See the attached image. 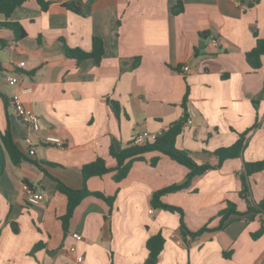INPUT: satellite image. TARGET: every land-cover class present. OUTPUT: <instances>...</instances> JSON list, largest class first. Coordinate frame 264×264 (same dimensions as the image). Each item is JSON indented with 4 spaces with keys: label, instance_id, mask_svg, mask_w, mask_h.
I'll use <instances>...</instances> for the list:
<instances>
[{
    "label": "crops",
    "instance_id": "1",
    "mask_svg": "<svg viewBox=\"0 0 264 264\" xmlns=\"http://www.w3.org/2000/svg\"><path fill=\"white\" fill-rule=\"evenodd\" d=\"M45 1V10L26 0L8 18L0 15L25 32L18 38L0 28L7 41L0 48V93L7 99L5 104L0 95V135L9 128L25 155L19 164L6 156L0 176V264H143L146 240L157 232L164 237L157 264H264L262 213H246L240 195L245 162L264 160V55L257 69L246 61L256 37L264 38V0H79L81 12L64 5L76 0ZM93 37L104 44L98 63H77L64 54V46L89 50ZM8 74H18L16 85L7 84ZM25 87L31 91L22 100L39 121L32 132L10 102ZM187 109L196 116L181 127L175 146L198 164L218 163L214 151L245 135L238 157L159 197L182 209L188 229L208 231L182 237L180 215L152 202L154 192L180 183L188 172L158 151L134 160L120 181L113 180L115 171L89 177L86 188L113 197L112 206L88 195L63 227L67 199L58 182L81 189L84 164L100 157L114 167L111 147L133 145L140 131L162 132ZM28 134L33 155L23 140ZM46 136L59 137L62 146L43 143ZM247 180L250 199L258 202L264 168ZM23 183L44 198L27 202ZM227 201L240 214L216 229Z\"/></svg>",
    "mask_w": 264,
    "mask_h": 264
},
{
    "label": "trees",
    "instance_id": "2",
    "mask_svg": "<svg viewBox=\"0 0 264 264\" xmlns=\"http://www.w3.org/2000/svg\"><path fill=\"white\" fill-rule=\"evenodd\" d=\"M26 0H0V15L8 18L13 10L22 5ZM257 0H249L247 2L248 5H252ZM42 10H45L48 6V2L45 0H36ZM65 7L75 12H81L80 9V1H70L66 2ZM180 11V3L178 2L173 7V12L177 13ZM0 28H8L12 29L18 38L25 35L22 27L13 21H0ZM7 46V41L3 38H0V48ZM64 54L74 59L77 63L81 62L84 59L92 58L96 63L100 61L102 55L104 54V44L102 39L99 37H93L91 42V48L89 50L82 49L80 47H63ZM264 55V38L256 37L254 46L246 52V61L250 65L252 69H257L261 65V57ZM1 96L3 94L0 93ZM4 103H7V99L3 96ZM115 104H112V108H114ZM185 118L182 117L177 122L173 123L166 130H163L161 134L153 141L146 143L145 145H130L120 151L114 150L113 147L110 148V155L115 159L116 165L114 167L106 166L104 159L97 157L95 160L84 164L81 167V174L84 181V186L81 189H72L67 187L61 182L57 183V190L63 193L66 196V211L61 216V221L63 227H65L71 218L75 207L80 203V201L88 196L93 195L98 197L104 201H106L110 206H112L113 197L106 196L104 193L100 191H89L86 188L85 181L92 176H102L110 171H115L113 175V180L120 181L123 179L132 162L136 159L142 158V155L149 151H158L161 152L173 160L183 164L187 167L188 172L186 173L185 178L180 183L171 184L163 189H160L153 193L152 202L154 204H159L163 206V208L171 211L178 212L180 215V225L179 231L182 237L189 238L200 235L204 230H207V227H202L196 231H192L188 229L183 222V211L181 208L171 205H164L160 203L159 197L160 195L176 191L181 188H184L189 185L191 179L195 175L202 174L205 170L219 167L221 162L227 158L238 157L242 146L244 144V134L241 135L233 144L228 147H219L214 151V154L218 158V163L209 164L202 163L198 164L193 160V158L188 154L187 151L179 149L175 146V140L177 135L181 132V127L183 126ZM6 156L10 159L12 164H19L22 160L25 159V155L18 149L15 144L13 137L10 133L9 128H7L0 135V176L5 168ZM157 158L154 157L151 159V164H155ZM245 172L241 176L242 179V189L240 191V195L244 197L248 203L246 213H252L253 215L261 214L264 212V193L262 198L258 202H253L250 199V190L248 185V176H250L254 172H258L264 168V160H259L255 162H245L244 164ZM240 214L236 209V206L233 202L227 201L226 206L222 208L218 215L220 216L219 223L216 226V229H220L224 226L226 222L230 220L231 215ZM261 231L264 230L262 226ZM261 231H257L253 233V237H257ZM164 245V237L161 232H157L151 235L145 243L147 249V256L144 260L143 264H157L158 256ZM225 255V253H224ZM227 256V255H225Z\"/></svg>",
    "mask_w": 264,
    "mask_h": 264
},
{
    "label": "built area",
    "instance_id": "3",
    "mask_svg": "<svg viewBox=\"0 0 264 264\" xmlns=\"http://www.w3.org/2000/svg\"><path fill=\"white\" fill-rule=\"evenodd\" d=\"M212 42L213 44H217V39H212ZM23 64H24L23 61L17 62L18 67H21ZM188 69H189L188 65L183 66V70H188ZM5 80L8 85L13 86L18 83L19 76L18 74H8L6 75ZM30 91H31V88L25 87L21 89V91H17L13 93L10 97V102L12 104L15 115L20 119V121H22V123L27 127V129L32 132V131H36L39 129L38 116L35 114V112L30 107L25 105L21 97L23 93H27ZM195 116H196V113L194 110L187 109L186 113H184V115L182 116L185 118L183 125L192 124L194 122ZM160 134L161 132H151L147 130L140 131L133 136L132 144L138 145V146L145 145L146 143L155 140ZM23 140L28 149V154L33 155L35 153V145L33 143L31 136L28 134L24 137ZM42 140H43V143L52 144L56 146H62L63 144L62 139L56 136H46ZM22 188L25 191L27 202L31 204L38 203L44 198L42 193L34 192L27 183H23ZM148 212L151 214L153 210L149 209ZM261 218H262L261 224L264 227V212L261 214ZM72 236L76 240L82 239V235L77 232L72 233ZM75 249L76 248L74 245L70 246L69 248L70 252H74ZM76 260L78 262H81L82 256H77Z\"/></svg>",
    "mask_w": 264,
    "mask_h": 264
},
{
    "label": "rangeland",
    "instance_id": "4",
    "mask_svg": "<svg viewBox=\"0 0 264 264\" xmlns=\"http://www.w3.org/2000/svg\"><path fill=\"white\" fill-rule=\"evenodd\" d=\"M178 213V212H177ZM206 231H208V229L207 230H204L202 233H205ZM177 233H179L180 234V231H177ZM201 233V234H202Z\"/></svg>",
    "mask_w": 264,
    "mask_h": 264
}]
</instances>
